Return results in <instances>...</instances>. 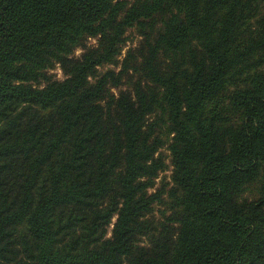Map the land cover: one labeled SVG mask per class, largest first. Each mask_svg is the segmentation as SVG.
Returning a JSON list of instances; mask_svg holds the SVG:
<instances>
[{"label": "trees", "instance_id": "16d2710c", "mask_svg": "<svg viewBox=\"0 0 264 264\" xmlns=\"http://www.w3.org/2000/svg\"><path fill=\"white\" fill-rule=\"evenodd\" d=\"M0 264H264V0H0Z\"/></svg>", "mask_w": 264, "mask_h": 264}, {"label": "rangeland", "instance_id": "374dc122", "mask_svg": "<svg viewBox=\"0 0 264 264\" xmlns=\"http://www.w3.org/2000/svg\"><path fill=\"white\" fill-rule=\"evenodd\" d=\"M126 35H127L128 39L126 40V43L123 46L121 55L119 56V60H121V61L124 58V56L126 55L128 49H133L136 47L138 40L140 38L138 33L133 28H129ZM90 42H94V40L91 39ZM79 52H80V49H77L75 54H79ZM120 65H121V63L116 64V65L109 64L106 66L107 67L112 66L114 68V70L117 71L121 68ZM129 71H131V70H129ZM49 72L52 73L54 79H62L64 77V73L62 72V69H61L59 64H55V66H53L52 68L49 69ZM127 81H128L127 77H125V76H124V78L122 77L120 87H125L126 85H128ZM116 89H114V90H116ZM161 150H162V153L165 155V157L167 159V163H169V165L167 166V168L165 170L160 172L159 177L157 178L158 182L161 180H166V181L170 180V174H171V165H170V161H169L170 152L167 149V144L164 145L161 148ZM160 207L162 208V206H160L159 204H156L154 207V214L156 216L159 215Z\"/></svg>", "mask_w": 264, "mask_h": 264}]
</instances>
